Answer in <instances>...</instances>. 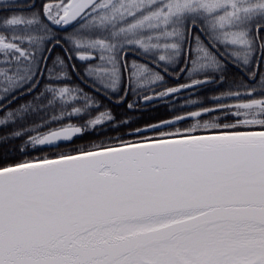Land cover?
I'll list each match as a JSON object with an SVG mask.
<instances>
[{"label":"snow or ice","instance_id":"snow-or-ice-1","mask_svg":"<svg viewBox=\"0 0 264 264\" xmlns=\"http://www.w3.org/2000/svg\"><path fill=\"white\" fill-rule=\"evenodd\" d=\"M0 264H264V0H0Z\"/></svg>","mask_w":264,"mask_h":264},{"label":"trees","instance_id":"trees-1","mask_svg":"<svg viewBox=\"0 0 264 264\" xmlns=\"http://www.w3.org/2000/svg\"><path fill=\"white\" fill-rule=\"evenodd\" d=\"M175 102V101H174ZM170 112V108L167 107L163 102L156 105L154 108H149L146 113H144L145 119H152L154 117L167 118Z\"/></svg>","mask_w":264,"mask_h":264}]
</instances>
